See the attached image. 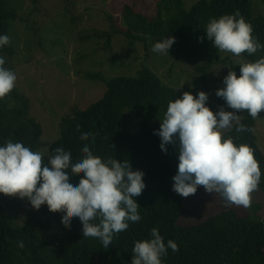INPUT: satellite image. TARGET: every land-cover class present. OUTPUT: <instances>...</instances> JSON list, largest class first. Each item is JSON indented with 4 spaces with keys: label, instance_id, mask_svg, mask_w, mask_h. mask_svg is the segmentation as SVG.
Returning a JSON list of instances; mask_svg holds the SVG:
<instances>
[{
    "label": "trees",
    "instance_id": "1",
    "mask_svg": "<svg viewBox=\"0 0 264 264\" xmlns=\"http://www.w3.org/2000/svg\"><path fill=\"white\" fill-rule=\"evenodd\" d=\"M140 3L149 6L145 0ZM156 7L153 15L125 4L121 31L112 27L113 33L94 32L93 35L104 37L107 45L113 34H122L130 44H146L148 39L155 43L174 36L171 49L176 57L186 61H210L197 67L204 83L211 62H217L221 53L212 46L204 31L210 18L239 11L251 24L252 36L264 45V17L252 14L251 0H199L187 10L182 0H158ZM162 11L168 15L166 19ZM16 20H21L17 10L9 6L7 0H0V34L9 36V22ZM13 54L10 39L7 45L0 47V57L5 59L4 67L12 71ZM240 55L253 62L264 56V48L252 55L247 52ZM234 70L238 75L239 67ZM85 78L102 82L106 91L85 109H74L62 118L60 135L50 145L49 153L63 147L76 159L84 155L82 145L87 143L94 155L102 159L129 161L133 170H142L146 186L135 198L140 205L141 220L129 222L128 229L115 234L105 249L99 239L82 235L78 218H73L68 227L61 220V212L49 211L47 205L36 210L29 203L23 218L25 224L14 225L20 224L19 212H16L21 205L20 198L0 193V264H131L134 241L148 238L153 227L165 242L171 239L179 248L176 252L169 249L163 257L164 264H264V216L254 219L245 209L231 204L201 223L184 225L180 222L186 197L172 189L178 146L168 144L167 152L161 151L160 137L153 130L160 127L159 120L169 100L181 96L182 92L162 83L149 67L141 68L133 76L106 78L98 73H87ZM9 100L13 101L12 105L7 103ZM218 104L226 103L218 97L216 104L207 105L213 110ZM241 114V122L250 131L237 132L233 127L224 135L252 149L261 171L257 190L264 200V153L253 133L256 118L247 111ZM131 116L140 118L139 130L135 133L128 129ZM85 130L91 136L82 139L81 133ZM41 134V125L29 115V100L16 87L0 98V144L12 140L35 151ZM80 175L74 173L72 179L78 181ZM19 242H23L24 247H19Z\"/></svg>",
    "mask_w": 264,
    "mask_h": 264
},
{
    "label": "clouds",
    "instance_id": "2",
    "mask_svg": "<svg viewBox=\"0 0 264 264\" xmlns=\"http://www.w3.org/2000/svg\"><path fill=\"white\" fill-rule=\"evenodd\" d=\"M204 31L213 47L236 56L264 48L239 11L210 18ZM9 42L8 35L0 34V47ZM174 42V36L164 37L151 50L169 54ZM4 64L0 57V98L15 87L17 79ZM239 66V76L229 70L223 86L215 90L231 110L220 106L213 112L206 103V92L199 90L194 95L184 91L169 100L160 127L153 130L160 137L161 151L167 152L168 144L178 146L172 189L183 197L194 195L202 186L207 193L218 194L225 206H251L250 193L257 189L261 177L258 161L247 144L235 143L224 130L250 131L239 113L247 111L257 118L264 111V56ZM89 136L86 130L81 133L82 139ZM82 151L83 156L73 159L71 151L63 147L42 153L22 142L5 141L0 144V193L27 198L36 210L47 205L49 211L61 212L68 227L78 218L82 235L99 239L106 249L115 234L128 229L129 222L141 220L135 198L146 186L144 173L133 170L129 161L94 155L87 143ZM74 173L82 174L78 181L72 179ZM18 246L24 247L23 242ZM169 249L179 250L176 242H165L153 227L148 238L134 241L131 264H164Z\"/></svg>",
    "mask_w": 264,
    "mask_h": 264
},
{
    "label": "rangeland",
    "instance_id": "3",
    "mask_svg": "<svg viewBox=\"0 0 264 264\" xmlns=\"http://www.w3.org/2000/svg\"><path fill=\"white\" fill-rule=\"evenodd\" d=\"M7 0L17 10L21 20L10 21L8 30L13 46V72L16 74L15 87L29 100V115L42 127V134L35 151L49 153L50 145L60 135L62 118L74 109H85L98 101L105 93L106 86L100 81L88 80L85 74L98 73L106 78L133 76L143 67H149L162 83L182 93L194 95L202 90L208 94L207 104H216L215 90L222 87L223 77L229 70L248 63L241 55L221 51L217 62H211L206 71V83L197 67L210 63L209 60L186 61L169 54L154 53V42L130 44L122 34H113L107 45L104 37L94 32H111L124 28L121 17L125 4L137 10L156 14L158 0ZM199 0H182L184 9H189ZM252 14L264 17V0H251ZM140 7V8H139ZM163 19L168 17L162 11ZM106 44V45H105ZM238 74V76H239ZM207 84V86H206ZM9 105L13 101L7 102ZM227 104L215 105L213 112ZM240 119L243 117L239 113ZM140 118L131 116L128 129L139 130ZM227 130H224V133ZM253 133L256 143L264 153V111L258 114ZM251 206L244 208L252 218L264 216V200L258 190L250 193ZM18 220L24 225L29 206L27 198H20ZM224 201L218 194H209L203 187L194 195L185 198L180 222L196 224L207 217L221 212ZM24 223V224H23Z\"/></svg>",
    "mask_w": 264,
    "mask_h": 264
}]
</instances>
